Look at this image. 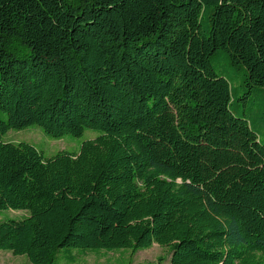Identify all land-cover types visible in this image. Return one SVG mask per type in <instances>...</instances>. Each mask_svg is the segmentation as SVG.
Segmentation results:
<instances>
[{
  "label": "trees",
  "instance_id": "16d2710c",
  "mask_svg": "<svg viewBox=\"0 0 264 264\" xmlns=\"http://www.w3.org/2000/svg\"><path fill=\"white\" fill-rule=\"evenodd\" d=\"M264 94V0H0V251L171 247L170 264H264V141L220 51ZM243 66L245 69H243ZM82 137L52 158L11 130Z\"/></svg>",
  "mask_w": 264,
  "mask_h": 264
},
{
  "label": "rangeland",
  "instance_id": "374dc122",
  "mask_svg": "<svg viewBox=\"0 0 264 264\" xmlns=\"http://www.w3.org/2000/svg\"><path fill=\"white\" fill-rule=\"evenodd\" d=\"M212 65L218 74H226L231 80L233 102L231 110L240 117L245 116L264 141V94L255 91L247 94L245 86V71L237 72L229 65V57L225 51H220L212 59ZM243 69L244 66H243ZM6 114L0 111V119H6ZM100 132L87 130L82 137L64 136L56 139L46 135L37 125L24 130H11L2 137L5 142H26L43 152L46 158H52L61 151L78 152L82 143L94 139ZM26 216L25 211L2 210L0 223L9 219L21 220ZM171 247H160L155 244L150 249L134 251L132 249H115L112 251L86 250L67 247L57 254L60 264H170ZM0 264H32L27 256H15L9 251H0Z\"/></svg>",
  "mask_w": 264,
  "mask_h": 264
},
{
  "label": "crops",
  "instance_id": "0c3cea01",
  "mask_svg": "<svg viewBox=\"0 0 264 264\" xmlns=\"http://www.w3.org/2000/svg\"><path fill=\"white\" fill-rule=\"evenodd\" d=\"M28 215V213H26V216Z\"/></svg>",
  "mask_w": 264,
  "mask_h": 264
}]
</instances>
